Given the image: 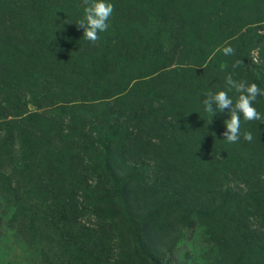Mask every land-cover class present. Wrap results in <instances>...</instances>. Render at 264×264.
<instances>
[{"label": "rangeland", "instance_id": "obj_1", "mask_svg": "<svg viewBox=\"0 0 264 264\" xmlns=\"http://www.w3.org/2000/svg\"><path fill=\"white\" fill-rule=\"evenodd\" d=\"M107 2L109 28L91 43L77 24V34L53 25L56 11L82 19L83 0H0V16L14 21L0 35V69L14 74L0 72V85L21 104L0 95V126L21 114L47 129L38 115H52L60 130L24 134L9 154L0 147V264H74L61 243L80 264H264V120L241 116V138L229 143L228 111L208 113L201 102L220 90L235 100L229 74L264 89L255 75L264 69V0ZM144 95L166 103L169 151L149 161L136 150L139 159L126 161L122 146L153 125ZM253 106L264 116V96ZM109 160L144 167V186L117 181ZM54 205L58 236L37 244L35 219Z\"/></svg>", "mask_w": 264, "mask_h": 264}, {"label": "trees", "instance_id": "obj_2", "mask_svg": "<svg viewBox=\"0 0 264 264\" xmlns=\"http://www.w3.org/2000/svg\"><path fill=\"white\" fill-rule=\"evenodd\" d=\"M82 13V10L79 11V14ZM53 25H56V29H62L64 28L66 32H71L74 34H77L74 28H76L75 25L76 22H78L81 19V15H79V19L74 20L72 17H62V15L56 11V14L53 15ZM14 22L13 20H6L4 16H0V35L3 34L6 31L5 25L10 24ZM9 35V34H7ZM57 36L59 35L56 34ZM1 40V39H0ZM5 42V40H2ZM39 46L41 47L40 43L38 42ZM39 46H36V53L33 58L39 59L40 58V53H41V48ZM89 46V45H87ZM86 46V47H87ZM2 63L0 62V66ZM42 68H45L47 66L46 64H42ZM0 72L3 74H8L11 73L10 75L14 74L13 71L7 70V68L1 67ZM24 74H27V71L24 70ZM258 76V79L261 80L262 85L264 86V69L258 71L256 74ZM0 78H3V75L0 76ZM10 80V79H9ZM9 95V98H17L18 97V104L15 105L16 109H19L21 107V104H19V95L16 92V89L11 86V85H5L1 86L0 85V95ZM142 102L148 103V109L150 110L152 114V122L153 125L151 126L149 133L150 135L146 134L144 136H141L139 133H136V139H131L128 144L122 146L123 150V155H127V158L125 159L126 161L129 159L131 160L132 158H138L137 153H135L136 150H139V152L143 153V157H145L144 160H151V161H158L160 160V156L162 153H166L169 151L167 148L168 145V138H167V133H168V127H167V106L166 103L162 100L149 97V96H141ZM119 110L124 113L128 109L124 105H120ZM24 114V113H23ZM19 118H13L6 120L3 124L1 125L0 128H2V135L0 137V147L1 150L4 151L5 153L13 150L14 146L22 135L28 134L29 136L32 137H38L40 136L43 132L45 134H48L50 137L54 138V134H51V132L54 130L56 133H60L59 126L57 123H55V119L52 115L49 116H44V115H38V121L41 122L44 120L46 122V128H42V125L40 123H35L30 120L28 116H21V114H18ZM116 120H119V117L116 118ZM59 124V123H58ZM57 126V127H56ZM108 148V147H107ZM156 152L160 154L157 156ZM133 154V156L128 157V155ZM139 159V158H138ZM1 161V159H0ZM135 162V161H134ZM173 164H176L173 163ZM170 165V162L169 164ZM107 170L110 173V175H118L121 174L123 175L122 177H115V179L120 182H122L125 186H135L139 187L144 186L143 183L138 184V182L141 181L137 175H141V173L144 172V167L142 168H137V166L133 167H123L119 166V164L114 163V161L109 160V164L107 165ZM121 172V173H120ZM135 183V185H134ZM15 196H19L18 192L15 189H11ZM15 200H18L19 202L21 201L20 198L16 199V197H13ZM170 200L174 202L175 205L180 204V199H183V195L181 193H176L173 196H169ZM0 200H2V197L0 196ZM110 211H114V208L116 207V203H111L109 204ZM55 212L53 215L49 217H36V232H38V237L35 236L34 240H36L37 244H41L43 242L48 243L52 238L55 236H58V225H62V222H60L57 217L62 215L61 211H58L56 208V205H54ZM112 215H108L107 218L112 219ZM44 218V219H43ZM254 231L261 232L260 229H254ZM78 233L80 231H77ZM61 246L64 248L63 249V256H69L72 258L74 264H80L79 260L82 258V255L79 253L72 254L69 245H66L65 243H61ZM81 249V248H80Z\"/></svg>", "mask_w": 264, "mask_h": 264}, {"label": "clouds", "instance_id": "obj_3", "mask_svg": "<svg viewBox=\"0 0 264 264\" xmlns=\"http://www.w3.org/2000/svg\"><path fill=\"white\" fill-rule=\"evenodd\" d=\"M83 4V18L76 24L78 28L83 29L85 39L96 43L100 38L99 34L108 30V21L113 14L114 7L107 0H83ZM223 53L233 55L234 49L224 47ZM225 83L229 90L234 89L238 93L235 100L229 97L227 91L220 90L203 93L205 98L201 102L208 113L228 111L229 118L224 121L225 131L222 136L227 142L236 143L241 138V116L245 121L264 120V116L253 106L258 96H264V89H261L256 83L236 81L231 74L225 77ZM243 139L251 142L253 140L252 133L245 131Z\"/></svg>", "mask_w": 264, "mask_h": 264}]
</instances>
